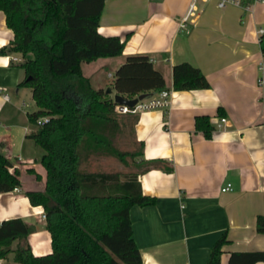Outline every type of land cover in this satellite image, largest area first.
<instances>
[{
	"label": "crops",
	"instance_id": "obj_1",
	"mask_svg": "<svg viewBox=\"0 0 264 264\" xmlns=\"http://www.w3.org/2000/svg\"><path fill=\"white\" fill-rule=\"evenodd\" d=\"M190 1L198 15L185 33L177 18ZM244 2L247 7L223 8L216 0L103 2L97 31L117 36L124 47L119 55L81 62V74L93 89H103L104 69L113 80L126 56L143 54L163 76L162 89L170 92L166 106L130 114L136 116L133 140L143 144L140 160L161 159L171 166L170 171L148 167L137 172L140 191L154 199L146 206H130L128 213L142 264H205L223 232L228 243L221 248L219 264H227L232 251L264 250V233L255 231L254 220L264 216V55L259 48L264 0ZM12 36L0 11V47ZM10 54H0V151L11 162L9 172L18 171L20 183L0 192V221L21 218L30 228L23 242L34 255H43L51 251L44 212L25 194L44 188L43 151L28 137L35 126L27 113L35 106L23 98L30 89L18 87L23 70L9 60ZM179 62L197 67L208 87L174 91L171 67ZM109 88L110 95L116 93ZM195 116L208 118L209 137L195 128ZM228 182L232 189L221 192ZM10 244L13 249L16 241ZM0 264L20 263L9 252Z\"/></svg>",
	"mask_w": 264,
	"mask_h": 264
},
{
	"label": "trees",
	"instance_id": "obj_2",
	"mask_svg": "<svg viewBox=\"0 0 264 264\" xmlns=\"http://www.w3.org/2000/svg\"><path fill=\"white\" fill-rule=\"evenodd\" d=\"M104 0H0L5 25L12 30L10 41L0 54H19L23 80L18 87L30 89L35 109L28 122L35 129L28 135L43 153L45 170L42 191H26L28 201L44 212L51 251L34 255L23 242L30 228L19 217L0 221V257L11 252L20 264H142L131 237L130 206H146L153 197L140 191L137 172L148 167L170 171L164 160H140L137 151H122L113 139L136 116L118 114L111 95L92 88L81 74V62L119 55L124 47L117 36L97 31ZM264 55V31L259 35ZM113 73L109 87L125 98L157 93L164 87L163 76L145 55H128ZM172 89L208 87L203 74L186 62L171 67ZM47 117L41 125L38 118ZM125 121V122H124ZM197 130L209 137L212 125L205 116H195ZM132 135V133H131ZM133 138V137H132ZM134 141V140H133ZM104 154L135 171H88L82 164L89 157ZM139 158L135 162V158ZM11 162L0 151V192L19 185L18 171L9 172ZM255 231L264 233V216L255 217ZM16 241L15 248L10 243ZM228 243L223 232L211 246L205 264H219L221 248ZM227 264L264 262L263 251L229 253Z\"/></svg>",
	"mask_w": 264,
	"mask_h": 264
},
{
	"label": "built area",
	"instance_id": "obj_3",
	"mask_svg": "<svg viewBox=\"0 0 264 264\" xmlns=\"http://www.w3.org/2000/svg\"><path fill=\"white\" fill-rule=\"evenodd\" d=\"M206 1V0H205ZM256 1V0H252ZM231 4L234 6H242L247 7L248 2H244V0H216V6L219 8H223L224 5ZM198 15V9L193 1H190L189 5L187 6L186 12L179 18H177V25L180 31H184L185 33L189 32V26L194 25L195 19ZM259 33H263L262 29H259ZM10 61H18L19 57L14 54L9 55ZM263 78H258V82L261 83ZM3 97L7 99V95L3 94ZM170 97V92L165 89H160V91L155 95H150L142 100H138L132 106H125L122 104H118L114 102L113 109L118 114H127V113H139L144 111L145 109L149 108H156V107H163L166 106ZM47 117L38 118L35 122L36 125H41ZM224 118L220 117L219 122H223ZM221 188V192H228L231 190L230 182L225 183ZM16 189V187H14Z\"/></svg>",
	"mask_w": 264,
	"mask_h": 264
},
{
	"label": "rangeland",
	"instance_id": "obj_4",
	"mask_svg": "<svg viewBox=\"0 0 264 264\" xmlns=\"http://www.w3.org/2000/svg\"><path fill=\"white\" fill-rule=\"evenodd\" d=\"M107 72H108L107 69H104L102 72L103 87H104L103 90L109 87L112 81V73H111V76L108 77L106 76ZM112 95L113 94H111V96ZM23 98L25 102L29 104V107L34 106L32 103L31 97L30 95L27 94V92H25V95ZM113 142H114V145L122 151H128V150L137 151L138 150V146L135 143V141H133V138L131 135L130 125L124 126L123 129L115 136V138L113 139ZM133 158H135L134 159L135 162L139 160V158L137 157H133ZM82 168L85 170L94 171V172L96 171H106V172L117 171L120 174L133 172L136 169L134 164H132V162L129 163V165H124L117 158L110 157L104 154H96V155L90 156L89 160L82 164Z\"/></svg>",
	"mask_w": 264,
	"mask_h": 264
},
{
	"label": "water",
	"instance_id": "obj_5",
	"mask_svg": "<svg viewBox=\"0 0 264 264\" xmlns=\"http://www.w3.org/2000/svg\"><path fill=\"white\" fill-rule=\"evenodd\" d=\"M111 89L109 87L105 88L104 93L106 94H110ZM148 97L147 93H143V94H139L133 98H125L123 96H121L118 93H114L112 96L113 102L118 103V104H122L125 106H132L134 105L138 100H142L143 98Z\"/></svg>",
	"mask_w": 264,
	"mask_h": 264
}]
</instances>
